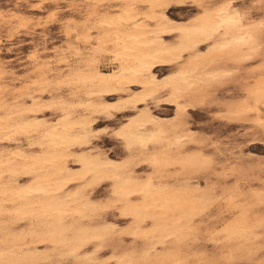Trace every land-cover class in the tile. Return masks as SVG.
I'll use <instances>...</instances> for the list:
<instances>
[{
    "label": "bare ground",
    "instance_id": "1",
    "mask_svg": "<svg viewBox=\"0 0 264 264\" xmlns=\"http://www.w3.org/2000/svg\"><path fill=\"white\" fill-rule=\"evenodd\" d=\"M121 1L126 5L120 12L98 16L103 33L96 45L83 43L90 45L91 54L83 58L82 68L73 69L67 64L69 73L56 79L58 88L74 86L85 95L78 102H69L62 97L54 98L53 103L61 112L56 122L28 116L41 107L38 97L30 95L28 101L4 107L6 102L1 95L5 92V86L0 84V108L4 107V113H0V141L10 143L22 136L29 146L39 148L31 153H26L19 146L9 151L0 149V214L6 210V203L10 202V214L14 218H50L41 236L65 244L61 231L72 226L75 217L84 219L92 216L96 207L90 199L92 195L84 197L78 191L67 193V185L74 180L84 183L89 177L93 181L105 178L113 182L112 195L117 204H122L125 214L133 217L130 216V220L134 219L131 227L134 236H150L149 243L138 252L137 259L120 256L113 258L115 264H159L156 259L161 249L190 235L195 217L200 216L210 201L218 196L207 194L204 186L191 179L178 181L173 190H169V187L151 177L141 179L137 176L138 167L135 166L158 170L169 164V158L156 152V148L164 146L167 151H178L192 138L189 132L170 133L166 125L174 117L165 119L153 114L154 111L151 112L146 106L147 100L160 99L164 95L165 101L176 109L177 115H185L187 104L182 101L186 97L229 79L234 73L232 69L220 66L209 68L217 58L227 57L241 63L261 53L260 35L264 30V21H248L247 15L234 7L233 0H216L209 5V0H192L199 3L201 12L185 23L170 19L164 10L159 9L142 17L134 8L135 3L142 0ZM146 1L151 9L166 3V0ZM172 35H175L176 42H167L165 38ZM75 40V54L83 56L82 43ZM102 55H109L116 65L110 72H100L96 67ZM63 61L68 62L65 57ZM262 63L253 75L258 79L257 85L251 90L253 103H243L240 108L242 111L252 110L262 114L263 117L255 121L259 128L264 125V61ZM165 67L173 69L160 79L156 73ZM42 82L43 86L49 85L46 80ZM112 94L118 95L116 101H106L109 99L106 97ZM141 105L144 107L139 108ZM78 106L82 114L77 112ZM121 108L134 111L126 122L123 120L124 123L113 130L128 153L137 158L135 160L138 163L132 166L127 161H114L106 154L85 149L97 132L92 115L99 113L111 116L113 110ZM74 148L78 149L73 151ZM72 156L79 159L78 169L69 165L68 159ZM20 174L32 175L31 181L23 183L21 180V183ZM68 219L71 220L66 223ZM148 221L151 223V231H146L144 227ZM112 228V225L105 222L98 227L87 224L81 228L78 240L86 242L104 238L107 230ZM224 230L232 240L254 236L246 225L233 224ZM37 248L24 252L21 248L9 247L6 253L0 252V264H13L24 259L26 254L37 255L40 252ZM77 251V248L71 246L70 256ZM93 259L89 256L85 261L90 263Z\"/></svg>",
    "mask_w": 264,
    "mask_h": 264
},
{
    "label": "rangeland",
    "instance_id": "2",
    "mask_svg": "<svg viewBox=\"0 0 264 264\" xmlns=\"http://www.w3.org/2000/svg\"><path fill=\"white\" fill-rule=\"evenodd\" d=\"M96 1L0 0V84L5 86V92L1 95L6 102L4 107L28 101L30 95L38 97L41 107L30 112L28 116L56 122L61 112L53 103L54 98L62 97L69 102H78L79 98H85L84 92L74 86L58 88L56 79L69 73L67 64L73 69L82 68L83 58L91 54L90 45L83 43L96 45L103 33L98 16L116 14L126 5L121 0ZM214 1L216 0H209L207 5ZM233 5L247 15L248 21H264V0H233ZM160 7L151 9L146 0L137 1L134 5L135 11L142 17L159 9L164 10L170 19L183 23L192 20L201 12L199 3L192 0H166ZM75 38L82 43L83 56L75 54ZM165 40L176 42L175 35L168 36ZM260 41L261 53L255 59L252 58V61L239 63L235 59L223 57L217 58L212 66L208 65L209 68L220 66L232 69L234 75L212 87L201 89L196 95L186 97L182 101L187 104L188 111L186 110L185 115H177L176 109L165 101L164 95L160 99L147 100L146 106L151 112L154 111L153 114L165 119L174 117L166 125L170 133L189 132L192 138L178 151H167L164 146L156 148V152L169 158V164L158 169L160 171L151 168L149 170L141 165L135 166L141 168H137V176L141 179L151 177L169 187V190H173L178 181L191 179L204 186L207 194L218 196L210 201L206 206L208 208L200 216L195 217L190 235L176 244L168 245L166 249H161L156 259L159 264H264V125L259 128L255 123L263 116L259 112L240 109L243 103H253L251 90L258 81L253 75L264 61V30ZM67 44L71 46L67 47ZM64 57L67 63L63 61ZM110 58L109 55L99 57L96 67L100 72L107 73L116 67ZM165 68L156 73L160 79L173 69ZM43 80L49 85L43 86ZM21 93L24 94L19 96ZM117 96H107L106 99H109L106 101H116ZM4 107L0 108L2 114ZM143 107L144 105L139 106ZM78 109L77 112L82 114L79 106ZM111 114L92 115L97 132L91 138L88 148H85L86 151L101 152L114 161H127L129 166L137 164V158L128 153L114 134L118 126L126 122L134 111L121 108L113 110ZM21 137L10 143L0 141V149L9 151L19 146L26 153L39 149L29 146L26 139ZM77 149L74 148L73 151ZM70 158V167L78 169V157ZM19 177L23 183L32 179V175L28 174H20ZM69 184L67 193L78 191L84 197L92 195L90 199L96 207L90 219L75 217L72 220L73 227L61 231L65 244L41 236L44 226L51 221L50 218H14L10 214L12 204L7 202L6 210L0 214V252L6 253L9 247L21 248L24 252L38 247L40 252L37 255L26 254L24 259L13 264H115L113 258L120 256L137 259L138 252L147 246L150 236H134L131 231L134 219L130 220L131 215L125 214L123 205L117 204L113 197V182L105 178L93 181L89 177L84 183L74 180ZM69 220L71 219L66 223ZM104 222L113 227L111 231L107 230L108 236H104L107 239H91L86 242L78 240L82 227L87 224L98 227ZM233 224L246 225L254 236L241 238L242 241L232 240L227 237L224 229ZM144 227L146 231H151L149 221ZM12 231H15L14 234H11ZM71 246L78 251L70 256ZM89 256L94 259L87 263L85 259Z\"/></svg>",
    "mask_w": 264,
    "mask_h": 264
},
{
    "label": "crops",
    "instance_id": "3",
    "mask_svg": "<svg viewBox=\"0 0 264 264\" xmlns=\"http://www.w3.org/2000/svg\"><path fill=\"white\" fill-rule=\"evenodd\" d=\"M263 111H264V108H263Z\"/></svg>",
    "mask_w": 264,
    "mask_h": 264
}]
</instances>
